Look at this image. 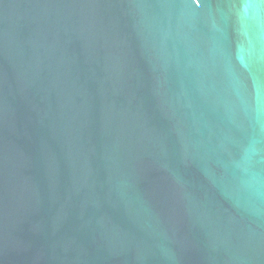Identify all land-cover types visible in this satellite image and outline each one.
<instances>
[{"label": "water", "instance_id": "water-1", "mask_svg": "<svg viewBox=\"0 0 264 264\" xmlns=\"http://www.w3.org/2000/svg\"><path fill=\"white\" fill-rule=\"evenodd\" d=\"M0 264H264V0H0Z\"/></svg>", "mask_w": 264, "mask_h": 264}]
</instances>
